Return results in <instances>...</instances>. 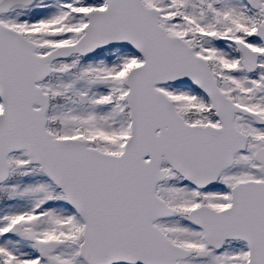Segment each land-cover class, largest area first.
I'll return each mask as SVG.
<instances>
[{"label":"snow or ice","instance_id":"1","mask_svg":"<svg viewBox=\"0 0 264 264\" xmlns=\"http://www.w3.org/2000/svg\"><path fill=\"white\" fill-rule=\"evenodd\" d=\"M0 264H264V0H0Z\"/></svg>","mask_w":264,"mask_h":264}]
</instances>
